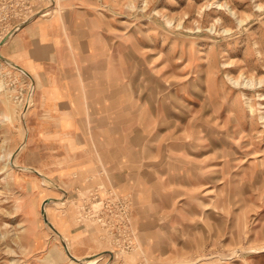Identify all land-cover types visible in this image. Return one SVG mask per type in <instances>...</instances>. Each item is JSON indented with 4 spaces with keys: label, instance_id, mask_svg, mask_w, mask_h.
<instances>
[{
    "label": "rangeland",
    "instance_id": "1",
    "mask_svg": "<svg viewBox=\"0 0 264 264\" xmlns=\"http://www.w3.org/2000/svg\"><path fill=\"white\" fill-rule=\"evenodd\" d=\"M74 10L110 53L96 132L138 154L40 156L0 49V264H264V0H0V41Z\"/></svg>",
    "mask_w": 264,
    "mask_h": 264
},
{
    "label": "crops",
    "instance_id": "2",
    "mask_svg": "<svg viewBox=\"0 0 264 264\" xmlns=\"http://www.w3.org/2000/svg\"><path fill=\"white\" fill-rule=\"evenodd\" d=\"M76 14L74 10L28 22L0 47L30 76H35L32 78L37 88L39 118L32 124L39 128L33 132L28 144L38 142L41 148L44 147L47 152H39L40 156H50L51 151H64L67 142H72L76 147L74 155L80 158L137 155V135L125 136L124 149H120V145L105 146L111 138L104 129L103 133L96 132V125L110 122L104 116L108 111L105 102L116 97L115 94L105 95L102 87L96 84V68L97 76L104 77L101 67L110 53L105 52L106 44L101 43L104 39L97 42L98 38L89 35L82 27L83 20L80 22ZM99 44L102 49L97 47ZM124 115L128 114L124 112ZM132 115L131 112L128 116ZM127 147L130 153H127Z\"/></svg>",
    "mask_w": 264,
    "mask_h": 264
},
{
    "label": "water",
    "instance_id": "3",
    "mask_svg": "<svg viewBox=\"0 0 264 264\" xmlns=\"http://www.w3.org/2000/svg\"><path fill=\"white\" fill-rule=\"evenodd\" d=\"M19 29H20V27H18V28H16V29L12 30V31L9 32L7 35H5L4 38L0 41V46L3 45L5 42H7L8 39L10 38V36H11L13 33H15L17 30H19ZM0 57L3 58L5 61L7 60V59H5L4 56L1 54V51H0ZM13 64L16 65L19 69L25 71V73L28 74V72H27L26 70H24L20 65L14 63V62H13ZM49 201H50V200H49Z\"/></svg>",
    "mask_w": 264,
    "mask_h": 264
},
{
    "label": "bare ground",
    "instance_id": "4",
    "mask_svg": "<svg viewBox=\"0 0 264 264\" xmlns=\"http://www.w3.org/2000/svg\"><path fill=\"white\" fill-rule=\"evenodd\" d=\"M10 157H11V156H9L8 160H10ZM8 163H9V162H8ZM8 163L5 164V165H6L5 168H7L8 170H10V164H8ZM11 166H13V167L17 166L16 163L14 162V160L11 161ZM11 168H12V167H11ZM9 175H10V174H9ZM83 260H84V259H83ZM83 260H82V262H83ZM86 261H87V259H86ZM83 264H86V263L83 262Z\"/></svg>",
    "mask_w": 264,
    "mask_h": 264
}]
</instances>
